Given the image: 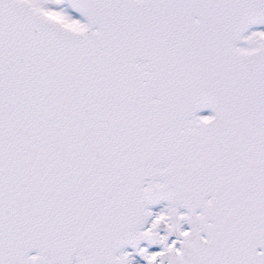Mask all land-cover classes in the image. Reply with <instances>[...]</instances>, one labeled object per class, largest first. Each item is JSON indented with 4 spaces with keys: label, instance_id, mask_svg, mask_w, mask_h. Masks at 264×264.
Segmentation results:
<instances>
[{
    "label": "snow or ice",
    "instance_id": "6c2138e0",
    "mask_svg": "<svg viewBox=\"0 0 264 264\" xmlns=\"http://www.w3.org/2000/svg\"><path fill=\"white\" fill-rule=\"evenodd\" d=\"M0 264H264V0H0Z\"/></svg>",
    "mask_w": 264,
    "mask_h": 264
}]
</instances>
